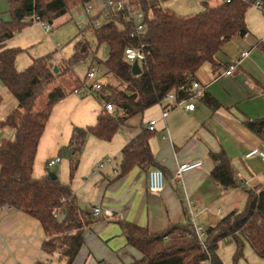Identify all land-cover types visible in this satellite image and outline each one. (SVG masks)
Listing matches in <instances>:
<instances>
[{
	"label": "crops",
	"instance_id": "crops-1",
	"mask_svg": "<svg viewBox=\"0 0 264 264\" xmlns=\"http://www.w3.org/2000/svg\"><path fill=\"white\" fill-rule=\"evenodd\" d=\"M106 1L92 2L90 13L83 6L72 9L52 24L49 32L32 23L16 33L5 44V48L21 50L15 60L16 69L23 72L33 60L52 53H56L59 60L70 58L80 38V25L96 16L109 18ZM206 1L170 0L162 5L179 16H188L200 13ZM6 10V0H0V18L4 20ZM245 21L246 32L226 43L219 54L225 67L215 73L205 64L196 74L201 93L207 92L216 100L215 109L208 107L199 95L189 100L195 105L194 111L176 107L163 119L162 112L171 103L157 105L128 120L111 141L88 136L82 152L74 156L69 147L74 130L95 126L104 104L96 95L72 94L55 105L40 139L33 176L42 179L49 171L53 172L62 184L70 185L85 213L93 217L94 208L102 210L84 232V245L73 264H132L142 255L128 244L122 223L158 234L170 226L191 224L193 215L195 223L206 231L230 213L244 210L249 190L264 186L262 160L245 158L252 149L264 152V137L248 126V122L264 119V10L251 6ZM89 39L93 53L86 62L75 67L80 79H84L90 69L102 67L98 62L108 57L107 46H98L95 39ZM244 51H249V56L231 75H226L229 66ZM80 66L85 70L82 75L78 73ZM16 106L17 101L0 80V122ZM151 121H156V125L151 131L150 150L166 180L160 193L148 189L147 174L154 166L135 167L124 175L121 173L122 150L144 128L148 129ZM11 130H6L11 135L9 140L14 138ZM221 152L230 160L236 188L223 189L212 178L217 164L210 154ZM55 158H60L61 162L55 165L56 170H51L47 162ZM74 159H78V165L71 177ZM195 161H202V166L185 173L182 182H177L174 173L178 166ZM102 162H105L104 167L98 170ZM45 238L35 218L14 210L2 211L0 264H46L42 254ZM242 241V255L238 259H235L238 248L234 239L227 238L219 244L216 254L222 263L264 264V259Z\"/></svg>",
	"mask_w": 264,
	"mask_h": 264
},
{
	"label": "trees",
	"instance_id": "trees-1",
	"mask_svg": "<svg viewBox=\"0 0 264 264\" xmlns=\"http://www.w3.org/2000/svg\"><path fill=\"white\" fill-rule=\"evenodd\" d=\"M94 1L7 0L11 21L0 22V80L17 101L0 122V129L14 131L12 140L0 142V207L23 212L40 222L46 237L42 245L46 264H73L84 245V232L94 222L78 204L70 185L51 179L50 171L42 179L33 176L37 149L53 108L83 87L84 79L77 77L75 67L87 61L93 51L85 33L91 32L98 46L108 47L107 59L98 64L105 78L117 85L106 80L94 95L104 105H113L115 112L104 108L95 126L74 130L69 146L74 156L82 152L88 136L111 141L128 120L162 105L168 94L175 93L178 100L192 99V84L199 69L205 64L215 73L224 68L219 54L226 43L246 32L248 9L260 3L264 10V0H207L200 13L179 16L163 7L168 0H127L122 12L109 9L106 23L96 27V16L81 28L70 58L59 60L52 53L33 60L23 72L16 69L21 50L5 48V44L32 24L24 22L25 18L38 16L52 25L72 9ZM128 6L144 15L146 28L139 35L133 34L126 15ZM127 48H139L144 54L139 75H133L132 65L124 60ZM201 99L211 109L218 106L207 92ZM248 126L264 137V119L248 122ZM151 136L152 132L144 128L122 150L123 175L135 167L158 168L150 150ZM210 156L217 164L211 173L214 181L223 189L238 187L226 154ZM77 165L78 159L72 160L71 177ZM121 225L128 244L142 255L132 264H223L216 251L227 238L237 243L235 259L242 255V239L264 259V186L249 190L244 210L234 211L209 227L203 243L191 224L170 226L158 234L127 223Z\"/></svg>",
	"mask_w": 264,
	"mask_h": 264
},
{
	"label": "built area",
	"instance_id": "built-area-1",
	"mask_svg": "<svg viewBox=\"0 0 264 264\" xmlns=\"http://www.w3.org/2000/svg\"><path fill=\"white\" fill-rule=\"evenodd\" d=\"M127 0H107L106 6L108 9L114 11L115 13H120L125 10V3ZM224 2L230 3L234 0H223ZM258 8H262L260 3L255 4ZM87 12L90 13L92 11L91 5L87 6L86 8ZM126 15L127 18L132 22L133 25V34L139 35L144 32L146 28L145 24V18L142 12L140 11H134L130 6L126 8ZM24 22H31V23H37L39 24L45 31L49 32L52 27L50 24L43 22L38 16L34 17L33 19L25 18ZM88 24V23H87ZM87 24H81L80 29L85 27ZM98 24H95L97 27ZM249 51H244L240 54L239 59H237L234 63H232L229 66V70L225 73L226 75H231L232 72L237 68V66L240 65L241 61L244 60L249 56ZM124 60L131 65H133L135 62H137L139 65L144 60V54L141 49H135V48H127L124 53ZM107 79L104 76V72L99 67H94L90 69L84 80H83V87L81 89H78L74 92V94L85 96V95H94L98 91H100ZM192 90L195 92L194 97L202 95L201 93V87L200 84L197 82H194L192 84ZM171 103L170 107L168 109H164L162 112V118L165 119L170 110L176 107L184 106V108L188 111H194L195 105L193 103H189V100H178L175 93L168 94V96L165 98L164 103ZM163 103V104H164ZM104 108L109 112H115V109L113 105L111 104H105ZM156 121H151L148 130L154 131L155 130ZM253 157H259L263 164H264V152L260 151L259 149H252L250 150L246 155V159H250ZM61 162L60 158L50 159L47 162V167L52 168L55 165L59 164ZM105 162L100 163L97 166V169L100 170L104 167ZM202 166V161H195L191 163H185L178 166L174 173V179L177 182H182L184 174L192 171L196 168H199ZM148 178V189L152 193H160L164 190L166 186V180H165V174L163 170L160 168H152L148 171L147 174ZM2 211H11V208L4 206L0 207V213ZM102 213V210L100 207H96L93 210V217H98ZM106 216L109 215L108 212H104ZM191 225L194 228V231L198 237V239L203 243L206 239V231L202 226H199L195 223L193 219V215L190 217Z\"/></svg>",
	"mask_w": 264,
	"mask_h": 264
},
{
	"label": "rangeland",
	"instance_id": "rangeland-1",
	"mask_svg": "<svg viewBox=\"0 0 264 264\" xmlns=\"http://www.w3.org/2000/svg\"><path fill=\"white\" fill-rule=\"evenodd\" d=\"M169 2H170V0H168ZM167 1V3H169ZM164 3H166V2H164ZM6 5H7V14L5 15V17H7L5 20L4 19H2V18H0V21H3V22H10L11 21V14H10V11H9V5H8V2H7V0H6ZM166 6H167V4H166ZM92 7V6H91ZM92 12V11H91ZM96 14V13H95ZM106 17L105 16H103V17H100L98 20H97V23L98 24H103V23H105L106 22ZM85 36H86V38L87 39H89V38H92V39H94L93 38V35H92V33L91 32H89V31H87L86 33H85ZM90 40V39H89ZM104 48V47H103ZM92 53H93V51H92ZM92 55V54H91ZM86 62V61H85ZM83 71H85L84 70V68L82 67V66H80L79 68H78V73L80 74V75H82L83 74ZM78 77V76H77ZM79 78V77H78ZM80 79V78H79ZM82 80V79H81ZM108 84H111V85H113V86H116L117 85V83L115 82V81H113V80H108ZM6 130H11V129H9V128H5V131H4V129L3 130H0V139H2V138H5V139H9L8 137H10L11 135L6 131ZM11 132H13L12 130H11ZM13 136V135H12ZM13 139V138H12ZM51 170H56V166H54V167H52L51 168Z\"/></svg>",
	"mask_w": 264,
	"mask_h": 264
},
{
	"label": "water",
	"instance_id": "water-1",
	"mask_svg": "<svg viewBox=\"0 0 264 264\" xmlns=\"http://www.w3.org/2000/svg\"><path fill=\"white\" fill-rule=\"evenodd\" d=\"M50 25H51V23H50ZM243 33H244V32H243ZM243 33H242V34H243ZM57 71H58V69L55 68V72H57ZM132 73H133V75H139V74L141 73V68H140V66H139V64H138L137 62H135V63L132 65ZM49 176H50L51 179H53V180H55V179L57 178L56 174L53 173V172H51V173L49 174Z\"/></svg>",
	"mask_w": 264,
	"mask_h": 264
}]
</instances>
